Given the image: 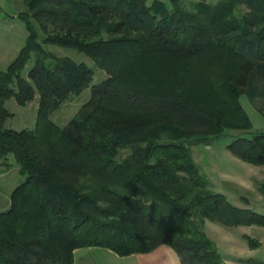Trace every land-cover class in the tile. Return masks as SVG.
Returning <instances> with one entry per match:
<instances>
[{
    "label": "trees",
    "instance_id": "16d2710c",
    "mask_svg": "<svg viewBox=\"0 0 264 264\" xmlns=\"http://www.w3.org/2000/svg\"><path fill=\"white\" fill-rule=\"evenodd\" d=\"M170 1L171 10L155 0H24L18 15L25 44L0 70V158L12 154L23 176L0 210V264H73L79 248L127 256L162 244L181 264H230L205 220L264 227V214L234 206L212 188L187 143L250 130L242 95L264 117V0H197L190 12ZM48 44L85 53L106 78L92 83L91 67L55 56ZM208 50L226 52L230 61L210 72V108L186 99L185 69L167 79L139 76L148 53L185 59ZM86 88L90 98L57 125L51 114ZM35 94L34 127H4L11 116L5 100L24 105ZM129 115H165L173 126L139 131L124 119ZM250 133L226 148L264 165V131ZM258 190L264 195V180Z\"/></svg>",
    "mask_w": 264,
    "mask_h": 264
},
{
    "label": "rangeland",
    "instance_id": "374dc122",
    "mask_svg": "<svg viewBox=\"0 0 264 264\" xmlns=\"http://www.w3.org/2000/svg\"><path fill=\"white\" fill-rule=\"evenodd\" d=\"M154 0H146L150 5ZM162 1L168 10L172 9L170 0ZM182 8L190 12L191 4L197 0H179ZM205 3L215 4L218 0H205ZM245 10L244 6L239 7ZM25 10L24 0H0V70L5 71L14 59L16 52L25 44L26 27L18 13ZM16 13V16H14ZM50 33H54L51 29ZM45 49L55 56H66L76 62H83L94 70L92 83H98L106 78V73L94 66L93 61L83 52L57 45H45ZM34 57L26 65L30 67ZM230 61L226 52L208 50L185 59L148 53L140 63L139 76L143 72L152 79H167L172 77L179 68L189 72V82L183 84L186 99L203 107L210 108L214 102L209 91L208 77L210 72L227 68ZM146 71V72H145ZM26 77V71L23 72ZM133 81L127 78V81ZM137 77V84H141ZM91 96L90 88L84 89L78 95H71L61 106L51 114V119L59 126L65 125L78 111L80 106ZM38 95L24 105H19L13 97L5 100L4 105L11 113L4 127L14 130L31 129L35 125ZM240 103L247 112L252 127L250 130L225 129L221 134H206L192 136L189 144L194 161L202 172L210 179L212 188L224 194L234 206L248 208L264 214V195L258 190V185L264 180V165H253L235 157L226 145L238 135L250 136V132L264 131V117L242 95ZM124 119L137 126L139 131L173 126L166 121L165 115H129ZM127 154L121 151L119 158ZM23 180L19 166L12 154L0 158V210H5L10 202L11 191ZM205 231L214 241L221 257L230 264H264V227L257 225H239L227 227L210 220H205ZM132 258L113 262V264H132ZM110 264V263H108Z\"/></svg>",
    "mask_w": 264,
    "mask_h": 264
},
{
    "label": "crops",
    "instance_id": "0c3cea01",
    "mask_svg": "<svg viewBox=\"0 0 264 264\" xmlns=\"http://www.w3.org/2000/svg\"><path fill=\"white\" fill-rule=\"evenodd\" d=\"M17 54L16 52L15 57ZM125 258H132V264H181L175 250L166 244L159 245L147 253H135L127 256H119L102 247L79 248L74 251L73 264H113V262Z\"/></svg>",
    "mask_w": 264,
    "mask_h": 264
}]
</instances>
